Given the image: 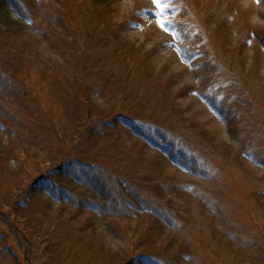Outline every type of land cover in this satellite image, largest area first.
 Segmentation results:
<instances>
[{
    "label": "rangeland",
    "instance_id": "374dc122",
    "mask_svg": "<svg viewBox=\"0 0 264 264\" xmlns=\"http://www.w3.org/2000/svg\"><path fill=\"white\" fill-rule=\"evenodd\" d=\"M9 2L25 21L19 61L0 79V264H264V0ZM118 114L182 137L190 170L130 133L89 148H126L169 220L110 169L83 185L59 167L90 120ZM91 223L95 236L82 229Z\"/></svg>",
    "mask_w": 264,
    "mask_h": 264
},
{
    "label": "trees",
    "instance_id": "16d2710c",
    "mask_svg": "<svg viewBox=\"0 0 264 264\" xmlns=\"http://www.w3.org/2000/svg\"><path fill=\"white\" fill-rule=\"evenodd\" d=\"M14 11L15 7L13 6L12 2L10 3L9 0H0V79H4V77H7L5 74L9 73L11 75L12 70L11 67H15L17 65V61H19V53L21 51V47L16 46L20 43V40L23 34V26H24V19L21 18L20 15L18 17L14 16ZM9 66V68L7 67ZM176 86L171 85L170 90H175ZM1 91V87H0ZM89 104V101H87ZM89 111L87 113L88 118H94L92 114V109L91 105L89 104ZM141 117V116H140ZM137 115H123V114H118L114 116L113 118H106L103 120L95 119L94 121L90 120L89 123L86 124V131L81 132L79 134V137H76V141H74L73 148L70 152H66V159L65 161L61 162V167L62 165H67L69 166L68 172L71 174H76L78 175L75 178V181L77 184H85V177L91 172H97V171H103L105 169H110L113 171V173L116 176V180L119 177L120 181L118 184L120 185L119 187L124 189L126 193H132L134 195V198L137 200H144L147 203V208H149V211L145 212H155L156 216L164 220H169L168 216L170 215L168 211V207L166 204L161 203L160 201H164L162 198H157L153 195H150L146 191H142L141 189L145 188H150L151 185H154L156 182L154 178L151 179L149 177L148 173H145L142 164L137 161H132L130 159V156L127 153V149L120 146L119 148V153L121 156H117L114 153L111 152L112 154H103L104 156L102 157H94V156H99L97 154L98 149H94L93 152H90V146H93L92 141L94 139H98L100 137H105L108 135H113L117 133L118 135L116 136V139L113 142H118L121 140H126V134L130 133L132 134L133 137L140 138V140H143L145 143V147H154L155 150L160 153L162 156H166L169 153H173L176 156V162H178L179 168L184 170V169H189L191 168L192 161L189 158L188 162H185L186 154L183 151L182 148H179L178 145H176L174 142H176V139H182L181 136H177L176 134L169 135L171 141L173 143H170L167 140L166 137V130L165 128L161 127L160 125L150 122L151 124H144L142 121L139 120ZM94 122H97V126H94ZM96 124V123H95ZM99 124V125H98ZM170 124L172 125V122L170 120ZM159 126L158 130L154 132L155 126ZM89 126V129H87ZM88 130V131H87ZM116 130V131H115ZM87 132H89L88 136L86 135ZM87 140V144H86ZM88 146L89 152L90 153H85L84 148ZM110 143L107 145H104V148H109ZM145 151L141 152L142 158L144 159L146 157ZM180 161H184V164H181ZM177 164V163H176ZM182 166V167H181ZM76 170V171H75ZM136 172V173H135ZM68 174V173H67ZM202 174V173H199ZM152 181V183H151ZM101 182L105 185H113L111 180L102 182L101 180H96L94 184L98 185V183ZM114 186V185H113ZM101 191V190H99ZM110 192V191H109ZM149 194V195H148ZM153 196V198L151 197ZM106 198H109V202H107L106 207L110 210L111 212L114 213V210L111 208V202L112 201H119L114 196H110L109 193L105 195ZM153 199V200H152ZM125 203L121 202V211L123 210V206L127 205V208L125 210L131 211L134 206V201L131 199H125ZM154 201V202H152ZM54 203V201H51ZM56 202V201H55ZM67 204L70 205L71 203L68 201H60V204ZM136 204V201H135ZM87 208L93 212H95L97 209H99L98 204L96 203H89L86 204ZM47 208H49V211L51 210L52 204L49 203L47 204ZM64 211H66V208H64ZM171 212H175L174 210L171 209ZM73 216H75L73 214ZM50 226H51V221L49 220ZM23 226V223H21ZM23 231V228L21 227L20 224H18ZM51 230V228H48ZM83 231H86L88 233H93L92 235L95 236L97 233V230L99 229V226L95 225L94 223L87 224L83 228ZM56 231V230H55ZM53 236V235H52ZM31 244L37 245V243L33 240V238H30ZM45 240V239H44ZM41 243V242H40ZM48 247V245H47ZM46 247V248H47ZM50 249V245L48 247ZM148 257H135L133 259V262L138 263L141 261L144 264L147 263ZM139 264V263H138Z\"/></svg>",
    "mask_w": 264,
    "mask_h": 264
},
{
    "label": "snow or ice",
    "instance_id": "6c2138e0",
    "mask_svg": "<svg viewBox=\"0 0 264 264\" xmlns=\"http://www.w3.org/2000/svg\"><path fill=\"white\" fill-rule=\"evenodd\" d=\"M154 3H155L158 7H162V6H166V5H167L168 0H165L164 5H162L161 0H154ZM162 16H163V12L161 13V17H162ZM167 22H168V21H165L163 18H158V23L160 24V26H161L162 29L165 28Z\"/></svg>",
    "mask_w": 264,
    "mask_h": 264
}]
</instances>
